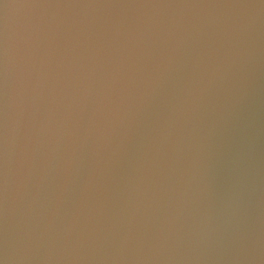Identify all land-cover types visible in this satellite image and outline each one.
Segmentation results:
<instances>
[{"label": "water", "instance_id": "1", "mask_svg": "<svg viewBox=\"0 0 264 264\" xmlns=\"http://www.w3.org/2000/svg\"><path fill=\"white\" fill-rule=\"evenodd\" d=\"M0 264H264V0H0Z\"/></svg>", "mask_w": 264, "mask_h": 264}, {"label": "snow or ice", "instance_id": "2", "mask_svg": "<svg viewBox=\"0 0 264 264\" xmlns=\"http://www.w3.org/2000/svg\"><path fill=\"white\" fill-rule=\"evenodd\" d=\"M37 2H49V0H37Z\"/></svg>", "mask_w": 264, "mask_h": 264}]
</instances>
